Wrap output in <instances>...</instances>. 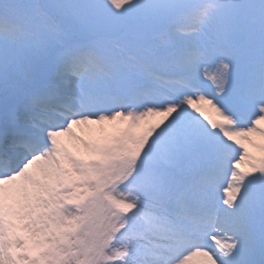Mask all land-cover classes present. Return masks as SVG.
<instances>
[{"label":"snow or ice","instance_id":"obj_1","mask_svg":"<svg viewBox=\"0 0 264 264\" xmlns=\"http://www.w3.org/2000/svg\"><path fill=\"white\" fill-rule=\"evenodd\" d=\"M0 264H264V0H0Z\"/></svg>","mask_w":264,"mask_h":264}]
</instances>
